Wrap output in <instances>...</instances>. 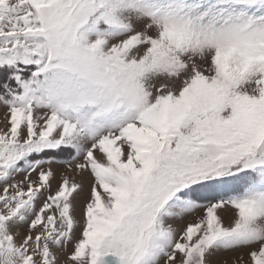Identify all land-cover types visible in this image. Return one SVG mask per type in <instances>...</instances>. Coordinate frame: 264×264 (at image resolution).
<instances>
[{
  "label": "snow or ice",
  "instance_id": "1",
  "mask_svg": "<svg viewBox=\"0 0 264 264\" xmlns=\"http://www.w3.org/2000/svg\"><path fill=\"white\" fill-rule=\"evenodd\" d=\"M0 264H264V0H0Z\"/></svg>",
  "mask_w": 264,
  "mask_h": 264
}]
</instances>
